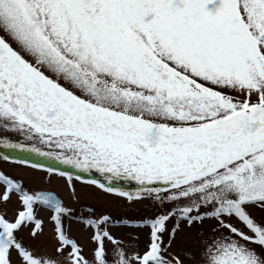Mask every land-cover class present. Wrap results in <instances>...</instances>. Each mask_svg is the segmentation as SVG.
Segmentation results:
<instances>
[{"label": "snow or ice", "instance_id": "1", "mask_svg": "<svg viewBox=\"0 0 264 264\" xmlns=\"http://www.w3.org/2000/svg\"><path fill=\"white\" fill-rule=\"evenodd\" d=\"M0 162V264H264V0H0Z\"/></svg>", "mask_w": 264, "mask_h": 264}, {"label": "rangeland", "instance_id": "2", "mask_svg": "<svg viewBox=\"0 0 264 264\" xmlns=\"http://www.w3.org/2000/svg\"><path fill=\"white\" fill-rule=\"evenodd\" d=\"M0 167H3L7 169L9 172L19 174L22 176H29L32 175L31 170L25 168L16 166L13 164H4L3 162H0ZM37 175H42L37 173ZM53 185L57 186L63 195L67 197V187L63 180H54ZM96 198H98L96 196ZM70 199V198H69ZM99 200H93L94 204L100 203L102 207H100L98 210L101 212H104L106 208L110 209L111 214L115 217H121L123 215H127L129 217H140L146 214V205H129V204H120V203H127L126 199L122 198H108L109 201L105 203L101 198H98ZM10 210H14V206H10ZM211 223V222H209ZM207 228V225L205 226ZM118 235L123 236L125 239H128L132 241L133 243H136L140 246H142L144 243H146L148 238V230L147 229H140L139 227H117L115 229ZM135 237H139V240L134 239Z\"/></svg>", "mask_w": 264, "mask_h": 264}, {"label": "flooded vegetation", "instance_id": "3", "mask_svg": "<svg viewBox=\"0 0 264 264\" xmlns=\"http://www.w3.org/2000/svg\"><path fill=\"white\" fill-rule=\"evenodd\" d=\"M21 139H23V137H21ZM28 169V168H27ZM29 170V169H28ZM121 184H124V185H127L128 183H126V182H122ZM67 187V186H66ZM77 187L78 188H80V187H82L80 184H79V182H77ZM92 192H97L98 190H96V189H92L91 190ZM98 198H101L103 201H105V203L106 202H108L109 201V199L108 198H122V197H119V196H115V195H108V194H101L100 196H98ZM98 198H96V196H92V197H90L89 198V203H92V204H94L93 203V200H99ZM122 199H125V198H122ZM120 204H128V202L127 203H120ZM96 207H97V209H99L100 207H102L101 206V204L100 203H97V204H94ZM99 211V210H98ZM105 211L108 213V214H111V211H110V209H108V208H106L105 209ZM104 211V212H105ZM112 215V214H111ZM117 218H119V217H117Z\"/></svg>", "mask_w": 264, "mask_h": 264}, {"label": "water", "instance_id": "4", "mask_svg": "<svg viewBox=\"0 0 264 264\" xmlns=\"http://www.w3.org/2000/svg\"><path fill=\"white\" fill-rule=\"evenodd\" d=\"M14 155H22V154H20V153H14Z\"/></svg>", "mask_w": 264, "mask_h": 264}]
</instances>
